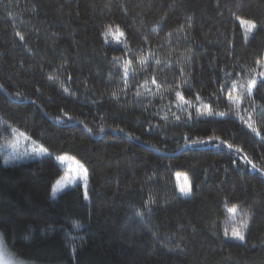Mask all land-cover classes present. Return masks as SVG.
Wrapping results in <instances>:
<instances>
[{
	"label": "trees",
	"instance_id": "16d2710c",
	"mask_svg": "<svg viewBox=\"0 0 264 264\" xmlns=\"http://www.w3.org/2000/svg\"><path fill=\"white\" fill-rule=\"evenodd\" d=\"M261 72L264 0H0V144L23 133L51 153H0L8 249L264 264ZM63 154L85 165L88 198L81 184L52 197Z\"/></svg>",
	"mask_w": 264,
	"mask_h": 264
},
{
	"label": "rangeland",
	"instance_id": "374dc122",
	"mask_svg": "<svg viewBox=\"0 0 264 264\" xmlns=\"http://www.w3.org/2000/svg\"><path fill=\"white\" fill-rule=\"evenodd\" d=\"M258 77H261L259 73L256 74L255 79ZM0 153L5 154V163H9L11 160L36 159L51 154L47 148L37 144L33 139L23 133L17 134L11 141L0 144ZM57 158L62 166L66 168V172L53 185L52 197L58 196L73 185L81 184L83 186V191L84 193H87L86 197L88 198L89 181L85 165L77 158L68 154L59 155ZM85 177H87V180H85ZM176 180L180 189L181 187L191 189L189 181L184 174H178ZM0 264L39 263L32 260H24L14 255L8 249L2 233L0 232Z\"/></svg>",
	"mask_w": 264,
	"mask_h": 264
},
{
	"label": "snow or ice",
	"instance_id": "6c2138e0",
	"mask_svg": "<svg viewBox=\"0 0 264 264\" xmlns=\"http://www.w3.org/2000/svg\"><path fill=\"white\" fill-rule=\"evenodd\" d=\"M241 23H242V24H245V25H247V24H251V28H253V29L256 27L255 23H252L251 21L241 20ZM121 35H123V33H121ZM259 75H260L261 77H264V72L259 73ZM251 86H252V87H255V86H256V82H255V80L252 81ZM260 87H261L262 89H264V79H261V85H260ZM257 90L259 91L260 89H257ZM180 98L183 99V96H181ZM228 148L231 149L232 146H231V145H228ZM85 180H87V177H85ZM85 187H86V186H85ZM180 191H181L185 196H189V195H191V189H190V188L186 189V188H184V187H181ZM86 195H87V193L85 192V196H86ZM233 211H235V209H233ZM233 237H234L235 239H237V240H240V241H243L244 238H245L244 235L241 234L239 231H234V232H233Z\"/></svg>",
	"mask_w": 264,
	"mask_h": 264
}]
</instances>
